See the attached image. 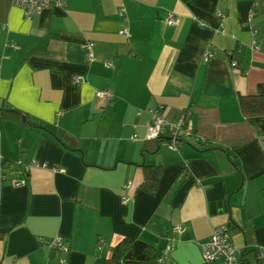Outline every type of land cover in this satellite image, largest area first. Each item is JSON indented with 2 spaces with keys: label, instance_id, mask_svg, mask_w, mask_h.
<instances>
[{
  "label": "crops",
  "instance_id": "crops-1",
  "mask_svg": "<svg viewBox=\"0 0 264 264\" xmlns=\"http://www.w3.org/2000/svg\"><path fill=\"white\" fill-rule=\"evenodd\" d=\"M12 1L0 0V156L35 165L19 187V168L0 169V264H96L124 236L160 256L175 225L165 260L140 264H213L200 244L221 223L258 264L264 115L238 98L264 96V0H67L30 19ZM157 108L166 121L191 111L178 150L146 138ZM146 166L161 168L153 192Z\"/></svg>",
  "mask_w": 264,
  "mask_h": 264
},
{
  "label": "built area",
  "instance_id": "built-area-1",
  "mask_svg": "<svg viewBox=\"0 0 264 264\" xmlns=\"http://www.w3.org/2000/svg\"><path fill=\"white\" fill-rule=\"evenodd\" d=\"M67 0H13V5L21 8L24 12L26 19H30L33 15L40 14L42 11L47 10L53 6H64ZM122 11V10H120ZM219 16H223L222 13H218ZM165 21L168 24H175L176 17L172 14H168ZM249 31L252 36L255 35V28L253 26L249 27ZM122 33L128 35L127 31H122ZM250 49L257 50L258 46L254 41L250 44ZM213 53L204 50L202 53L203 62H207ZM87 58L91 59V54H87ZM110 65V63H108ZM231 65L234 66L235 62L232 61ZM72 81L78 84L81 81L80 76H72ZM96 98L104 99L109 101L113 98V93L110 90H96L94 93ZM151 122L146 128V138L156 139L167 136V146L172 150H178L180 144L187 138H189L192 133V125L190 120L191 111L185 109L180 112L177 117L172 121L164 120L159 109L150 110ZM35 165V162L24 163L22 160H17L15 162H10L4 160L0 156V169L7 168L13 170L14 167L19 168L17 172L19 177L11 181L12 186L19 187L25 184L26 175L29 169ZM4 178V177H3ZM130 184H126L124 189H128ZM128 198L122 195V202L125 203ZM181 226L175 225L173 227V235L168 238V245L164 248L162 254L157 257V260L162 262L165 260V256L171 251L172 247L176 242V235L181 232ZM49 247L55 251L61 253L68 252V246L64 243L63 239L56 236L50 240L48 243ZM101 241H99L97 248L100 249ZM201 255L204 263L213 264H243L241 257L239 256L237 250L233 246L231 240L230 228L227 224L221 223L213 227L210 237L200 244ZM258 264H264V248H262L256 255ZM166 264H170L166 261Z\"/></svg>",
  "mask_w": 264,
  "mask_h": 264
},
{
  "label": "trees",
  "instance_id": "trees-1",
  "mask_svg": "<svg viewBox=\"0 0 264 264\" xmlns=\"http://www.w3.org/2000/svg\"><path fill=\"white\" fill-rule=\"evenodd\" d=\"M240 110L245 116L264 115V96H239ZM0 113L2 110L0 109ZM160 138L154 140L159 141ZM159 166L144 167L142 187L153 192L157 186L160 176ZM183 174L186 171L182 170ZM158 254L154 247L143 241L124 236L114 246L110 248L108 258H98L96 264H140L152 259H156Z\"/></svg>",
  "mask_w": 264,
  "mask_h": 264
}]
</instances>
